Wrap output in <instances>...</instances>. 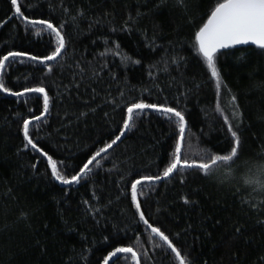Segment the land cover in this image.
<instances>
[{"label": "trees", "instance_id": "obj_1", "mask_svg": "<svg viewBox=\"0 0 264 264\" xmlns=\"http://www.w3.org/2000/svg\"><path fill=\"white\" fill-rule=\"evenodd\" d=\"M217 2L222 0H18L24 16L65 24L66 50L48 62L51 73L25 58L12 64L4 79L13 92L45 86L50 111L30 124V135L69 178L119 135L125 104L134 98L184 113L191 147L182 152L217 154L234 145L231 124L241 140L233 164L209 175L189 170L150 187L146 182L138 199L149 222L169 235L188 264H264V191L239 181L253 164L264 162V50L218 54L217 91L194 47L195 32ZM36 31L26 30L11 0H0V55L49 52L54 38ZM80 68L87 69L83 77ZM42 112L40 94L18 98L0 92V264H103L116 246H133L143 254L141 264H179L130 202L137 173L162 175L171 162L176 124L146 110L136 127L97 159L99 167L90 165L93 177L62 186L46 159L25 147L23 120ZM183 196L191 203L185 205ZM95 208H101L99 214ZM127 256L120 254L116 264H132Z\"/></svg>", "mask_w": 264, "mask_h": 264}, {"label": "snow or ice", "instance_id": "obj_2", "mask_svg": "<svg viewBox=\"0 0 264 264\" xmlns=\"http://www.w3.org/2000/svg\"><path fill=\"white\" fill-rule=\"evenodd\" d=\"M182 3V0H178ZM11 6L15 9V12L19 14L25 21L26 30L29 27L36 28V35H41L44 31H47L49 37H53L55 44L53 46L52 40H49V52L45 54L32 55L27 51L9 50L6 54L0 55V92L9 93L15 97H24L26 94H42L43 98V112L40 116H34L35 121H40L41 116L49 113L50 111V97L45 86L38 85L33 87H23L22 91H11L6 85L4 74L7 69L16 62L23 63L26 58L28 61L35 64L43 65L47 68V72H53V68L48 62L58 61L64 51L66 50V34L63 32L65 28L64 23L55 25L50 19H30L28 16H24L21 12V5L18 0H11ZM67 13L69 10L64 9ZM79 18H83V12L78 10ZM73 20L77 19V16L72 17ZM115 31V29H113ZM107 40L105 41L106 52ZM255 45L259 49L264 50V0H222L217 2L215 6L207 14L206 22L199 27L195 32L194 47L203 61L206 62L207 69L210 71L211 77L216 82V89L219 92L221 88V73L218 70L217 58L218 54H221L222 49H229L236 45ZM119 48V45H117ZM102 56L105 53L101 54ZM124 61H131L130 57H124ZM122 61V62H124ZM132 63H139V61H131ZM126 66V65H125ZM79 67V65H78ZM86 68H80V74L83 77L86 73ZM95 75V73H93ZM151 75V73H149ZM79 87V85H77ZM122 95V94H121ZM235 99V98H233ZM126 118L122 117V127L119 129V135H116L114 139H111L110 143H105L103 147L99 148L91 158L87 159L86 163H83L82 167H79L75 174L70 178L62 173L58 167L57 161L53 159L52 155L44 152L42 148L38 147V143L34 141L32 135H30V124L32 120H23V137L27 141L25 147L30 146L32 150L40 153L42 156L47 157V164L51 168V176L60 184L65 186H71L73 184L80 185L82 182H86L95 175L93 168V162H96L97 166H100V161L97 160L101 157L102 153L107 154L109 149H112L121 137L125 135L126 131H131L136 127V121L141 119L146 110H153L161 116L168 119L170 123L176 124L178 128V138L174 135L171 137L174 140V152L172 153L171 162L163 168L162 175L149 174V175H137L140 178L135 179L130 183V202L135 208V214H138V220L150 230L154 237H158L167 250L175 255V260L179 261V264H188L185 256L179 248L174 245L169 235H166L161 227L154 226L150 223V218H146L145 211L142 210V205L138 199V190L140 195L144 194L145 183L148 182L149 187L151 182L161 181L163 178H171L174 174H183L189 170L201 171L204 175H209L213 171L219 169L220 166H230L235 162V159L239 155V148L241 145L240 137L237 131L233 130L231 124L228 125V132L231 137L234 138V145L230 142L227 148L220 149L217 154H213L211 151L204 150L202 152L192 153L190 150L182 152V147L187 145V148L191 147V137L186 136V127L188 123L185 115L181 110H177L176 107L166 106L159 103L145 102L143 98H134L131 102H126ZM94 111V110H93ZM123 112V109H122ZM81 116H86V112H82ZM234 118L239 119V114H234ZM225 123H228L227 117H225ZM198 160H204L207 162H198ZM183 183V181H181ZM119 187V186H118ZM97 199L99 196L94 193ZM119 198V196L117 197ZM185 205L190 204V200L187 196L181 197ZM84 203H88L85 201ZM94 211L99 214L101 208H95ZM239 232V229H237ZM107 240L108 238L105 237ZM121 241H118L120 243ZM112 247V245H109ZM120 254H130L126 260H131L132 264H141L142 253H138L134 250L133 246H116L113 251H109L107 256L103 259V264H116V261L120 259Z\"/></svg>", "mask_w": 264, "mask_h": 264}, {"label": "clouds", "instance_id": "obj_3", "mask_svg": "<svg viewBox=\"0 0 264 264\" xmlns=\"http://www.w3.org/2000/svg\"><path fill=\"white\" fill-rule=\"evenodd\" d=\"M239 181L255 191H264V162L253 164L239 177Z\"/></svg>", "mask_w": 264, "mask_h": 264}, {"label": "water", "instance_id": "obj_4", "mask_svg": "<svg viewBox=\"0 0 264 264\" xmlns=\"http://www.w3.org/2000/svg\"><path fill=\"white\" fill-rule=\"evenodd\" d=\"M17 14V13H16ZM18 16H20L19 14H17ZM21 17V16H20ZM22 18V17H21ZM22 20H23V18H22ZM24 21V20H23ZM206 22V21H205ZM244 47H254V48H258V47H256L255 45H251V44H249V45H236V46H234V47H232V48H229V49H222L221 50V52H224V51H229V50H233V49H237V48H244ZM259 49V48H258ZM40 95H42V94H40ZM46 114H44V116H45ZM44 116H41V119L44 117ZM32 120V123H34V122H37V121H35L34 119H31ZM123 137H121V139H122ZM119 142V141H118ZM117 142V143H118ZM115 146V145H114ZM113 146V147H114ZM110 150V149H109ZM102 155H104L103 153H102ZM101 155V156H102ZM45 159H46V161H47V157H45V156H43ZM99 158V157H98ZM97 158V159H98ZM49 167V166H48ZM49 169H50V171H51V168L49 167ZM164 179H166V178H163L161 181H163ZM161 181H156V182H161ZM58 182V181H57ZM59 183V182H58ZM60 184V183H59ZM60 185H62V184H60ZM62 186H65V185H62Z\"/></svg>", "mask_w": 264, "mask_h": 264}]
</instances>
